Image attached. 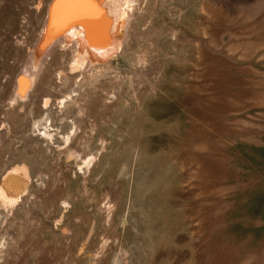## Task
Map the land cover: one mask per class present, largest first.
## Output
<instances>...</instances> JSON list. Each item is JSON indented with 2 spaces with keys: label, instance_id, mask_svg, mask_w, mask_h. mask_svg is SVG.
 Listing matches in <instances>:
<instances>
[{
  "label": "rangeland",
  "instance_id": "obj_1",
  "mask_svg": "<svg viewBox=\"0 0 264 264\" xmlns=\"http://www.w3.org/2000/svg\"><path fill=\"white\" fill-rule=\"evenodd\" d=\"M40 1L0 0V178L30 179L0 264H264V0H137L114 60L58 47L23 100Z\"/></svg>",
  "mask_w": 264,
  "mask_h": 264
},
{
  "label": "bare ground",
  "instance_id": "obj_2",
  "mask_svg": "<svg viewBox=\"0 0 264 264\" xmlns=\"http://www.w3.org/2000/svg\"><path fill=\"white\" fill-rule=\"evenodd\" d=\"M136 1L91 0L94 9H89L86 15L79 18L66 20L59 12L52 18L56 0H49L38 42L30 54L29 68L17 77L16 96L23 100L28 97L39 82L43 61L50 59L51 53L58 47L70 50L67 66L70 74L97 69L114 60L122 51L129 14ZM43 100L46 105L50 97L47 95ZM29 181L24 166L7 169L0 178V203L7 206L16 202L27 192Z\"/></svg>",
  "mask_w": 264,
  "mask_h": 264
},
{
  "label": "snow or ice",
  "instance_id": "obj_3",
  "mask_svg": "<svg viewBox=\"0 0 264 264\" xmlns=\"http://www.w3.org/2000/svg\"><path fill=\"white\" fill-rule=\"evenodd\" d=\"M89 9H94L91 0H56L51 16L55 18L59 12L66 20H71L86 15Z\"/></svg>",
  "mask_w": 264,
  "mask_h": 264
}]
</instances>
